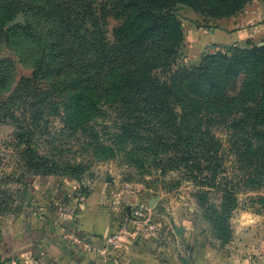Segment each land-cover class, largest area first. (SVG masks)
Listing matches in <instances>:
<instances>
[{
	"label": "rangeland",
	"instance_id": "rangeland-1",
	"mask_svg": "<svg viewBox=\"0 0 264 264\" xmlns=\"http://www.w3.org/2000/svg\"><path fill=\"white\" fill-rule=\"evenodd\" d=\"M119 1L126 0H2L0 223L34 197L38 205L53 197H107L101 205L115 215L112 229H167L180 254L200 243L199 251L205 246L242 264H264V186L233 185L237 163L226 131L214 128L209 141L197 131L179 138L150 112L143 114L150 129L127 136L113 101L69 105L53 51L62 36L101 48L125 39L134 14L125 18ZM156 1L173 17L159 24L172 49L154 70L161 81L193 74L209 55L264 45V0ZM163 237L157 234L158 244Z\"/></svg>",
	"mask_w": 264,
	"mask_h": 264
},
{
	"label": "trees",
	"instance_id": "trees-1",
	"mask_svg": "<svg viewBox=\"0 0 264 264\" xmlns=\"http://www.w3.org/2000/svg\"><path fill=\"white\" fill-rule=\"evenodd\" d=\"M5 1L16 4V0ZM119 3L125 18L134 14L127 23L125 39L101 48L82 37L62 36L53 51L51 63L56 75L66 78L69 105L79 107L91 97L113 101L111 110L119 119L123 117L118 122L122 130H129L127 136L140 134V128L150 129L143 116L150 112L179 138L184 135L188 139L197 131L201 139L205 136L209 141L212 130L221 128L230 135L237 163L233 185L264 186V45L231 55H209L193 74L175 72L168 81H161L154 70L166 64L163 58L172 49L159 24L173 18L169 9L156 0ZM179 36L181 32L176 33ZM176 155L179 159V153Z\"/></svg>",
	"mask_w": 264,
	"mask_h": 264
},
{
	"label": "crops",
	"instance_id": "crops-1",
	"mask_svg": "<svg viewBox=\"0 0 264 264\" xmlns=\"http://www.w3.org/2000/svg\"><path fill=\"white\" fill-rule=\"evenodd\" d=\"M87 201L53 197L38 205L34 197L25 209L7 216L0 223V264H242L205 246L199 251L200 243L180 254L167 229L128 226L109 242L117 230L112 229L115 215L101 205L107 197ZM161 233L165 241L158 244Z\"/></svg>",
	"mask_w": 264,
	"mask_h": 264
},
{
	"label": "built area",
	"instance_id": "built-area-1",
	"mask_svg": "<svg viewBox=\"0 0 264 264\" xmlns=\"http://www.w3.org/2000/svg\"><path fill=\"white\" fill-rule=\"evenodd\" d=\"M126 228H127V227H126V224L121 225V227H119V228L117 229V231H116L114 234H112V235L108 238L109 242H113L114 240H117L118 236H119L121 233H123V231H124ZM148 229L152 231V230H153V227H148Z\"/></svg>",
	"mask_w": 264,
	"mask_h": 264
}]
</instances>
